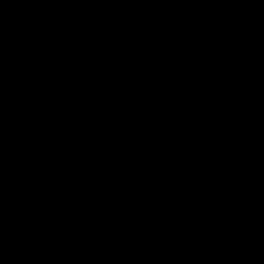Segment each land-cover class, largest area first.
I'll use <instances>...</instances> for the list:
<instances>
[{"label":"water","instance_id":"95a60500","mask_svg":"<svg viewBox=\"0 0 264 264\" xmlns=\"http://www.w3.org/2000/svg\"><path fill=\"white\" fill-rule=\"evenodd\" d=\"M0 264H264V0H0Z\"/></svg>","mask_w":264,"mask_h":264}]
</instances>
